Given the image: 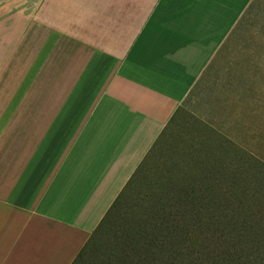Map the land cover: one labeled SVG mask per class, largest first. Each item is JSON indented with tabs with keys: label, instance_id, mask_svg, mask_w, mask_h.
Instances as JSON below:
<instances>
[{
	"label": "crops",
	"instance_id": "obj_1",
	"mask_svg": "<svg viewBox=\"0 0 264 264\" xmlns=\"http://www.w3.org/2000/svg\"><path fill=\"white\" fill-rule=\"evenodd\" d=\"M21 6L35 17L0 68V264H72L151 151H246L222 129L248 104L228 95L223 119L214 88L248 0Z\"/></svg>",
	"mask_w": 264,
	"mask_h": 264
},
{
	"label": "rangeland",
	"instance_id": "obj_2",
	"mask_svg": "<svg viewBox=\"0 0 264 264\" xmlns=\"http://www.w3.org/2000/svg\"><path fill=\"white\" fill-rule=\"evenodd\" d=\"M36 2L37 0H0V68L6 62V53L11 50L16 37L20 35L22 22L26 23L35 17L29 15L30 10L22 11L21 4L31 5ZM48 14L50 13L42 12L41 18ZM234 16L237 19L236 27L222 49L218 61L220 82L214 89L221 99L216 100V111L218 110L223 119L228 116L227 111L234 107L229 104V101L234 102V97L241 98L237 100L236 108L245 113V103L248 104L247 122L246 125H242V129L240 124L234 127L233 124L229 126V123H223L222 129L224 133L225 128H230L229 134L235 133L237 143H243L242 147L246 151H156L153 160L144 169V174L146 173L148 178L143 182L149 186L161 184L165 188L177 189L176 192L180 194H171L172 199L181 196L182 192L179 191L181 188H191L196 190L195 198L214 197L223 202L248 204L246 211L237 210L236 217L238 213L246 214L245 216L251 218L253 223L248 230L262 234L264 0H248V8L237 11ZM221 19H230L228 12H223ZM226 71H230L231 75ZM228 95L231 97L229 101ZM209 104L211 103L204 107V111L215 110L210 109ZM226 120L228 121L227 118ZM211 186L216 189L213 194L208 190ZM158 193L160 197L161 190ZM161 197L165 198V195L162 194Z\"/></svg>",
	"mask_w": 264,
	"mask_h": 264
},
{
	"label": "trees",
	"instance_id": "obj_3",
	"mask_svg": "<svg viewBox=\"0 0 264 264\" xmlns=\"http://www.w3.org/2000/svg\"><path fill=\"white\" fill-rule=\"evenodd\" d=\"M155 152L142 162L72 264H264V233L248 230L253 223L246 214L236 217L248 204L195 198V189L181 187V196L172 199L171 194H180L177 189L143 182ZM208 190L213 194L216 189Z\"/></svg>",
	"mask_w": 264,
	"mask_h": 264
}]
</instances>
